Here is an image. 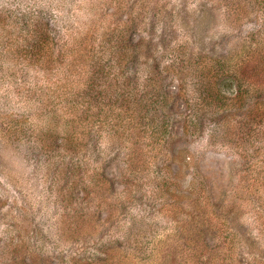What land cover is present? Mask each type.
<instances>
[{
  "label": "rangeland",
  "instance_id": "obj_1",
  "mask_svg": "<svg viewBox=\"0 0 264 264\" xmlns=\"http://www.w3.org/2000/svg\"><path fill=\"white\" fill-rule=\"evenodd\" d=\"M0 264H264V0H0Z\"/></svg>",
  "mask_w": 264,
  "mask_h": 264
}]
</instances>
